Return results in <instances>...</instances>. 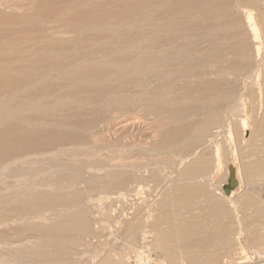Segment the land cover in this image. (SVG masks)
<instances>
[{"label":"bare ground","instance_id":"obj_1","mask_svg":"<svg viewBox=\"0 0 264 264\" xmlns=\"http://www.w3.org/2000/svg\"><path fill=\"white\" fill-rule=\"evenodd\" d=\"M261 1L264 3V0H0V173L10 176L15 175L19 178V182H17L20 183L12 198L4 200L3 204H0V221H6L13 217H17L18 220L23 221L26 217L28 218L29 215L39 210H50L57 205H63L70 209L62 214V219H54L46 224H32L30 220H27L30 224H27L26 221V228L28 230L41 225L40 230H42L44 236L48 237V239L57 240L63 246L58 251V255H62V257L65 256L67 250L70 249L69 251H71L72 248L78 246L81 237L90 230V223L87 220V212L85 213L82 206L83 202H85V192L83 190H74L76 187L73 189V182L80 175L82 176V172L86 166H81L83 162L79 165V163H75L76 161L72 164H70L71 161H67L69 163L67 166L65 165L67 163L64 161L65 168H59L60 170L55 169V172L59 173L56 175L57 177L52 175L53 178L50 179L52 177L50 174L54 172L52 171L51 173V169H49L50 174L47 173L51 176L49 180L45 178L47 180L45 182L33 183L35 181L30 180L31 178L29 177L32 172H29L27 169L29 162L34 161L33 156L40 154V157L43 158L42 156L47 153H57V151L60 152L64 148H69L67 145L70 144L75 146L81 145V148L84 145L86 147L87 145L93 146V139L96 138V136L95 138L92 136L94 129L111 125L115 120L128 119L131 116L133 119V115H137V117L141 116L145 120L156 121L161 129L159 142L157 141L158 145L152 144L150 148L147 145V152L177 151L180 148H187L188 142L193 140L194 137H205V134L208 136L209 130L217 127L215 125L220 123L224 113L228 109L229 112L232 110L231 107L236 97L239 96L240 90L243 88V93L244 89H247L245 80L249 77L252 53L248 47L250 46V41L247 39L246 31L251 29L259 36L261 31L260 25H258L257 17L252 9L254 4L256 5ZM237 8L245 10L246 20L244 21L247 24L240 19L238 14L241 10L237 13ZM245 25L250 26V28L247 26L246 31ZM254 32L252 33L254 34ZM259 49L257 47V51ZM258 55L260 56L261 54ZM242 99L245 100L244 97ZM236 106L237 104L234 105V107ZM240 111L238 110V112ZM247 122L241 121L238 123L241 125L240 127L244 128V135L246 129L248 130L249 127V123L247 124ZM243 128L241 129L243 130ZM258 131L259 135L257 132L256 134L263 139L264 120L258 123ZM119 134V132H114L110 135L114 140L116 139L113 144L118 148L123 147V143H126L128 140L135 139L133 137L134 134L130 139L119 138L117 137L120 136ZM202 139L204 138L202 137ZM95 144L98 143L95 142ZM125 145L124 149L115 147L116 150L120 151L119 154H127L130 150L129 154L136 155L146 148L144 145V149L142 146V149H140L141 147L139 149H134L137 147L130 148L132 147L131 145H129L130 147L126 145V148ZM70 147L72 149L74 146ZM100 147L98 148L99 150L101 149ZM81 148L75 149L76 153ZM92 148L94 147H91L88 152L89 154L93 153L91 152ZM109 148L105 152L111 149L112 151L110 152L116 151L113 149L114 147ZM65 149L64 151H66V155L69 157L67 160H71L73 156V154L71 155V151L74 149H70V156ZM94 149L97 150V148ZM103 149L105 150V147ZM100 151L97 154L93 153L91 155H98ZM76 153L74 155H77ZM86 153L82 152L83 158ZM116 153L118 152L116 151ZM214 153V159L210 158V156L208 157L206 154L207 156L197 162L195 161L193 164L192 161L189 169L186 168L188 178L191 180L201 178L200 176H203L209 170L211 159L214 160V162L212 161L214 166L211 169L212 171H208L209 176L215 173L217 164L220 161V148L217 147ZM58 155L61 154L59 153ZM62 155L64 156V154ZM62 155L59 157H62ZM102 155L97 157L101 158ZM28 157L32 159L29 160L26 168L28 159H26L27 161H24V159ZM56 157L58 156L56 155ZM79 157L75 156L74 158L79 159ZM97 157H91V159L93 158L92 160L95 161ZM103 157L106 159L104 155ZM51 159L55 161L54 158ZM85 159L86 161L90 160L89 157L83 160L85 161ZM96 160L99 159L97 158ZM46 162L49 164V160ZM88 162L91 163V160ZM99 162L96 163L101 165L99 166L101 170L102 167L105 169L107 165L105 166L104 162L99 164ZM59 163L57 162V164ZM46 164L45 168L47 167ZM107 164L109 163L107 162ZM49 165L48 168L50 167ZM54 165L55 163L52 166ZM113 165L115 166V164ZM248 165L246 164L245 167ZM250 165H253V170H257L258 173L259 171L262 172L264 170V158L263 161L258 159V161L250 163ZM29 166L32 168L31 165ZM91 167L93 166L91 165ZM38 168H40V165ZM240 169L236 168L240 186L243 187L241 179L243 175L240 178L243 172H240ZM43 170L42 172H44ZM94 170L96 169L94 168ZM159 172L161 171L159 170ZM226 172L228 174L226 176L231 179V170L228 171L226 169ZM125 173L117 171L113 174L114 177L112 179L109 178L107 180L100 178L101 175L98 180L94 177L93 180H88L86 176L88 180L86 182L90 190H96L102 186L101 184L106 189H117L120 187L122 189L123 185L128 181ZM44 174L47 175L45 172ZM262 174L264 173L262 172ZM33 176L35 175L33 174ZM105 176L103 177L105 178ZM82 180L85 182L84 179ZM194 182L199 183V180ZM198 183L190 182L188 184L187 182L188 185L183 186L182 189L178 186L181 189L178 196L179 201L189 210L192 206L196 205L197 196L204 194L208 198L211 197L208 189L209 186L207 184L204 185L205 182H200L203 184ZM210 186L212 187V185ZM48 187L52 189L47 190ZM223 187L225 188L223 184L217 187L219 193L231 199L235 194V190L232 189L228 195L223 190ZM77 188L79 189V187ZM106 189L105 193H107ZM261 203H259L260 206ZM211 204L212 210H216L215 212L219 210V216H221L222 211L226 208L225 202L222 200H212ZM246 205L248 203H245L243 207H246ZM231 206L235 207L237 204ZM161 215L159 217L160 222L166 219L165 214ZM32 217L29 218L31 219ZM223 218L225 219V217ZM187 222H183L184 229L180 233L185 238V241H197L196 245H198L200 251L208 249L207 247L212 241L211 238L208 237L206 239L201 237V239L199 238L200 240L198 238L195 240L196 236L193 233V225L191 222ZM218 222L217 226L223 227L220 223L222 222L221 217ZM138 223L133 224L134 226L131 231H142L141 225L145 224ZM152 225L156 230L157 222H153ZM206 228L203 227L204 230ZM148 230L150 229L148 228ZM162 233V237L158 239L157 243L161 248L166 250V238H168L166 234L168 233ZM225 234L229 235V233ZM219 239L221 240V238ZM228 239H230V236ZM214 253L210 255L211 257L201 260L199 264H213L216 262L215 260L219 256H216L217 254L214 255ZM44 254L46 258H49L48 260H52L54 257V254L48 251H44ZM174 254L173 251V257ZM166 256L169 258L168 255Z\"/></svg>","mask_w":264,"mask_h":264},{"label":"rangeland","instance_id":"obj_2","mask_svg":"<svg viewBox=\"0 0 264 264\" xmlns=\"http://www.w3.org/2000/svg\"><path fill=\"white\" fill-rule=\"evenodd\" d=\"M242 9L243 8H237V13L241 10L238 15L240 16V19L243 22H245L244 20H246V12H245V10H242ZM252 10L254 11L255 16L257 17L258 25H260L259 27H260L261 31H260L259 36H257L253 30H251V29L247 30V28H248L247 26H249V25H245V31L247 30L246 31L247 36L249 37V38L247 37V39L250 41L249 45L251 47L252 46L254 47V48L253 47L251 48L250 46H248L250 48L251 53H252V59H251L252 63L250 66L251 69H250V73L248 74L249 77L247 78V80H245V82L247 84V89L248 88L249 89H248V91H247V89H244L243 93H242L243 88L240 90L241 92H239V94H238L239 96H237L239 99L236 97V99L234 100L235 102L233 103V106H232L233 108L231 107V109L233 111L230 109L231 111L229 112V109H228L227 112H225L227 115L224 113L220 123L218 124L219 126L217 124L215 125L217 127L213 126L215 128H211L210 129L211 131L209 130V133H207L208 136L205 134V137L207 139L204 136L194 137L193 140H191L192 142L191 141L188 142V146H187L188 149L186 147H184V148H180L177 151L173 150L172 152H171V150H169L170 152L167 150L161 151L162 153L161 152H154L153 153L150 151L147 152L148 151L147 148L148 147L150 148V146H152V144L158 145L159 138L161 136V129L157 124L158 122L152 121V120H147V119L145 120V119H142L141 116L137 117V115H135V116L133 115V119L131 116L128 119L124 118L122 120L121 119L115 120L111 125H108L105 127L101 126V127H98L97 129H94L92 132V136H94L93 138H95V136H96L95 139H98V140L93 139V143H92V145L94 144L93 146L87 145V147H86V145H84V147H82L84 149L82 150L81 145H77L81 149L79 151H77V153H76V150L79 149L77 146L72 145V144L67 145V147H69V148L66 147L67 149H65V148L64 149L68 151L67 154L69 156H70L69 151L74 149L73 151H71V155L73 154L71 160H67L69 157H67L66 151H64V149H62V151L60 150V152L57 151L58 154L59 153L61 155L64 154V156L62 155V157H59L61 155H58L57 153L53 152L58 157H56V155L54 156L53 153H51V154L47 153V154H45L46 156L49 155L47 158L45 155L42 156V154H41V156L43 158H41L40 154H37V155L33 156L34 161H30V162H29V160H31L32 158L31 159H29V157L25 158L24 161L26 159H28V161L26 160L27 161L26 162V168H27V164L29 162V165H31V167L33 169L30 168L29 165H28L27 169L29 170V172H32V173L34 172L33 174L35 176L37 174L36 177L33 176L32 173L29 176L31 178L30 180L35 181L33 183L45 182V181L49 180V178L52 175H55V176L58 175L59 173L57 174V171L55 172V169L58 170L59 168H62V167L65 168V165L68 166V164H69V163H67V161H71L70 164H72L76 161L75 163H77V164L79 163V165H80L82 162L83 163H85V162L89 163L88 161L91 160V163H89V164H91L93 167H91V165H89V164H86V163L83 164L82 163L81 166H86V168L82 172V176L80 175L81 178L79 177L76 181L73 182L74 183L73 189L76 187L74 190H76V189H77L76 191L83 190V192H85L84 193L85 194V200H84L85 202H83L84 204L82 206H83V210H85V213L87 212L86 216L88 215L87 220L90 223L89 224L90 230L81 237V239L78 243V246H75L74 248H72L71 251H69L70 249L67 250L65 253V256L62 257V255H58V251H60L63 248V246L57 240L48 239V237L44 236V234L42 233V230H40L41 225H37L35 228L27 230L26 221L30 220L32 222V224H41V223L46 224V223H49V221L54 220V219L55 220L62 219V214L66 210H69L70 208H67L63 205H57L56 207H54L50 210H39L38 212L32 213L31 215L28 216V218L26 217L25 220H23V221H21L20 219L18 220L17 217H13L12 219H9L6 221H0V264H65V263L66 264H107V263H110V264H199L201 260H204L205 258L211 257L210 255H213L214 252H215L214 255L217 254L216 256H219V257L215 260L216 262H214L213 264H240V263L243 264L244 261L242 259V255H244V254L246 255V254H249L250 252H254V251H256V252H263L264 251V213H262V212H264V190H263L264 189V174H262V172L264 173V170L262 172L259 171V173H258L257 170H253L254 169L253 165H250V163H254V162L258 161V159L260 161H263V158H264V138L262 139V137L258 136L259 135L258 134V132H259L258 131V123L260 121L264 120V107H263L264 106V47H263L264 46V28H263V26H264V3L261 1V2H258L256 5L254 4ZM245 24H247V22H245ZM249 28H250V26H249ZM252 32H254L255 35ZM254 36H255V38H254ZM257 47H258V49L261 48V49H259L261 52L259 50L257 51ZM258 52H260V53H258ZM258 54H261V55L259 56ZM256 58H257V60H256ZM258 59H260V60H258ZM251 72L253 73L252 75H251ZM255 84H257V85H255ZM258 87H259V89H258ZM245 92H246V94H245ZM257 92H258V94H257ZM241 96H242V98L244 97L245 100H243L241 98ZM251 101L254 103H252ZM236 104H237V106H236L237 108L234 107V105H236ZM238 106H239V108H238ZM254 106H256V107H254ZM244 107H246V108H244ZM254 108H255V110H254ZM259 108H261V109H259ZM238 110L239 111L241 110V111L238 112ZM224 118L226 121L224 120ZM136 120L137 121L139 120V121L137 122ZM222 120H223V123H222ZM241 121L242 122L248 121L247 124L249 123L248 124L249 127H248V130L246 129L245 135H244V128L240 127L241 125L238 124ZM243 126H244V124H243ZM241 128H243V130ZM139 130H141L142 132ZM238 130H240V131H238ZM127 131H129V132H127ZM114 132H119L120 136H117V137L124 138V139H130V138H132L131 136H133V134H134L133 137L135 139L132 138L131 139L132 141L128 140L131 143L128 141L126 143H123V145H122L123 147H121L122 149H124L125 144L127 146L131 145L132 147L129 146L130 148L137 147L134 149H139L141 146L143 147V145L145 147L147 145H149V146L146 148L143 147V149L144 148L145 149L143 151L141 150L142 152H140L139 154H136V155L129 154L130 150L128 151V153L126 152L127 154H129L128 156H127V154H123L124 155L123 156L121 153H120L121 154L120 155L119 154L120 151H118V149H121V148L120 147L118 148L117 146H115V144H113V143H115L114 141L116 139L114 140L110 136ZM256 132L258 135L256 134ZM154 133H155V136H154ZM213 134L215 135L214 137H213ZM202 137L204 139H202ZM99 138H100V141H99ZM103 139H105V140H103ZM204 140H205V142L206 141L207 142L205 143ZM95 142L100 144V145L98 146V144H95ZM140 142H142V143H140ZM146 142H148V143H146ZM108 144L111 146H109ZM105 145L108 148L114 147L113 149H115V147H117L118 149L117 150L115 149V150L118 153H116L115 150H113L115 152H110V151H112V149L110 151L107 150V152H105L106 149H108ZM126 145H125V147H126ZM133 145H135V146H133ZM70 146H72V147L74 146L76 148L73 147L71 149ZM89 146L97 148V150L92 148V151H91V152L96 153V154L100 150L103 151L104 147H105V150L103 152L100 151L99 152L100 154H98V155L94 154V156H92L93 153L90 152L92 155L88 153L89 150L91 149V147H89ZM100 146H102L103 148ZM85 147H86V149H85ZM99 147L101 148L100 150L98 149ZM142 147L140 149H142ZM217 147L220 148V155H219L220 161H219V164H217L216 172L212 173V175L209 176V172L212 171L211 169H213V166H214V163H212V161L214 162V160H213L215 157L214 152L216 151ZM87 148H89V149H87ZM196 148H198V149H196ZM199 148H201V149H199ZM93 150H96V151H93ZM200 150H201V153H200ZM86 151L89 155L86 153ZM79 152L81 153V155H82V152L86 153L85 155H87V157H85V155H84V158L88 159V157H89L90 160L86 161V159H85V161H84L83 155L81 157ZM165 152H167V153H165ZM75 153L77 155H74ZM78 153H79V155H78ZM155 153H157V154H155ZM102 154L105 156L106 159H104ZM206 154L208 155V157L210 156V158H213V159H211V165L209 166V170H208L209 172L207 171V173H204L203 176L201 175L200 176L201 178L193 179V180L189 179L188 178L189 176L186 174L187 169H189V167L193 163H195V161L197 162L201 158L207 156ZM99 155H102V157L101 158L97 157ZM188 155L190 156V158ZM195 155L197 156V158ZM75 156H77V158H78V156H80V157H79V159H77V158H74ZM95 156L101 161L99 162V160H96L97 158L95 159V161H93L92 160L93 158L91 159V157H95ZM63 157H64V159H63ZM192 157H195V158H192ZM51 158H54L55 161ZM81 158H83V159H81ZM47 159L49 160L50 165L48 164V162H46V161H48ZM73 159H74V161H73ZM107 159H109L107 162L110 165L107 164V162H104ZM38 160H40L41 162ZM77 160H78V162H77ZM43 161H45V162H43ZM64 161L67 164H65ZM31 162H33V163H31ZM42 162H43V164H42ZM57 162L58 163L60 162L61 164L60 163L57 164ZM96 162H99V164L101 162H104V165L105 166L107 165L106 166L107 169L106 168L104 169L102 167V170H101V167H99L101 165H98V163H96ZM121 162H123V163L121 164ZM165 162L168 164H166ZM191 162H192V164H191ZM54 163H55V165L52 166ZM128 163L130 164V166H132L131 167L132 169L130 168ZM188 163H189V166H188ZM45 164L47 166L46 168H45ZM95 164H97V165H95ZM113 164H115V166ZM143 164H144V166H143ZM153 164H154V166H153ZM246 164H249V165L247 167H245ZM39 165H40V168L42 167L41 168L42 170H43V168H45V170H43V171L46 174L47 173L50 174V172L52 173V171L55 174L52 173V174H50L51 176L48 174L45 175L44 172H42V170L40 168H38ZM48 165L50 166L49 168H48ZM34 166H37V167H34ZM97 166H98V169H97ZM125 166H126V168H125ZM236 166H238V167H236ZM110 167H111V169H110ZM94 168L96 170H94ZM128 168H130V169L128 170ZM136 168H137V170H135ZM236 168H241L240 172H243L240 175V178L243 175L241 178L242 182H243L242 183L243 187L240 186V181H239V178L237 175L238 169L236 170ZM35 169H37L39 171H37ZM49 169H51L50 172H49ZM124 169H126V170H124ZM183 169H184V171H183ZM226 169L228 171L231 170V172L233 173L232 179H229V177L226 176V175H228V174H226L227 173ZM244 169H245V171H244ZM31 170H33V171H31ZM90 170H91V172H89ZM114 170H116V171H114ZM121 170L124 173L126 172L125 173L126 179L128 180V181H126V184L123 185L124 187H122V189H121V187L117 188V189H109V188L106 189V187H104L106 189V192H107V193H105V189L103 188V186H104L103 184H101L102 185V186H100L101 188L100 187L97 188L98 190L97 189L96 190H92V189L90 190V188L87 185L86 181H88L89 179L93 180V177L97 180L100 178H103V180H107L109 178L112 179L114 177L113 174H115L117 171L122 172ZM154 170H155V172H154ZM159 170L161 172H159ZM46 171H48V172H46ZM127 171H129L130 173ZM165 171H167V172L165 173ZM38 172H40V173H38ZM86 172L88 175L86 174ZM107 172H109V173H107ZM94 173H95V175H94ZM129 174H131V175H129ZM251 174L252 175L255 174V175L252 176ZM41 175H43L45 177H43ZM100 175H101V177H100ZM105 175H107V176H105ZM153 175H154V177H153ZM204 175H206V176H204ZM248 175H251V176H248ZM258 175H259V177H258ZM14 176L15 175L10 176L8 174L6 175V174L0 173V204H3L4 200H10L12 198V195L16 191V189L19 187V184H20V183H18L19 178L17 176H15L17 178L16 179ZM103 176H105V178ZM225 176L227 177V179ZM13 177H14V179H13ZM83 177H85V178H83ZM91 177H92V179H91ZM162 177H164V178H162ZM45 178H47V180ZM52 178H53V176L50 179H52ZM41 179H43V180H41ZM82 179H84L85 182H83ZM146 179H147V181H146ZM159 179H161L162 181ZM210 179L213 181H211ZM196 180L197 181L199 180V183L205 182L204 185L207 184L209 186L208 187L206 185L210 191L211 197L208 198L204 194H203L204 197L202 194L197 196L198 199L195 202L196 205L194 207L192 206V208H190V210H189V209H187V207H185L179 201L180 199L178 198V196H179L180 190L183 188V186L184 187L187 186L188 184H190V182L196 184V183H198V182H194ZM231 180L236 181V184L233 188L235 190V194L233 195V197L231 199H228L224 196V194L219 193V190L217 187H219L221 184H223V186H225V188H226L228 186V183L229 184L231 183ZM77 181H78V183H77ZM100 181H102V180H100ZM187 182H188V184H187ZM17 183H18V185H17ZM203 183H200V184H203ZM210 185H212V187ZM85 186H86V188H85ZM126 186H127V188H126ZM147 186L150 188V191H149V188ZM77 187H79V189ZM80 187H82V188L80 189ZM176 187L179 189H177ZM51 189L52 188L49 189V187H48L47 190H51ZM85 189H87L88 191ZM100 189H102L101 190L102 192L100 191ZM103 190H104V192H103ZM223 190H224V187H223ZM257 193H259V194L257 195ZM251 194H253V195H251ZM246 196H248V197H246ZM241 198H243V199H241ZM251 199H253V200H251ZM212 200H222L225 202V204H226L225 210L226 211L225 210L222 211L221 216H219V214H220L219 210H217V212H215L216 210H212V207H211V205H212L211 201ZM243 200L245 201L246 204L248 203V205H246V207H243L245 204ZM256 200H258V201H256ZM232 201H234V202H232ZM251 201L253 202V204ZM233 203H235V204H233ZM259 203H261V206L259 205ZM236 204H237V206H235L236 208L231 206V205H236ZM227 205H229V206H227ZM253 206H255V207H253ZM228 209H232V210L228 211ZM257 210H260V211H257ZM188 211L190 214L188 213ZM227 211H228V213H226ZM224 212L228 215H226ZM161 214H165L166 219L164 221L160 222L159 217L162 216ZM192 215H193V217H192ZM32 216H34V217H32ZM228 216H229V218H228ZM29 217H32V218L30 219ZM35 217H37V218H35ZM217 217H219V218L221 217L222 222H220V223L223 225V227H221V228H220V226H217V224L219 223L218 222L219 218H217ZM222 217H225V219L224 218L222 219ZM226 217H227V219H226ZM191 218H193V219L191 220ZM215 218L217 219V221ZM238 218L239 219L241 218V219L239 220ZM139 220H140V222H139L140 224H145L143 226L141 225L142 234L140 231H137V232L135 230H133L134 232L131 231L133 229L132 227L134 226L133 224H137ZM28 221H27V224H30V222H28ZM193 221H195V222H193ZM153 222H157L156 230L153 228V225H152ZM183 222L184 223H186V222L190 223L191 222V224L193 225L192 226L193 233L196 236V238H194L195 240H197V238H198V240H200L201 237L206 238V239H208V237L211 238L212 241L209 243L210 245H208V247H207L208 249H206L204 251H200L198 249V245H196L197 241L196 242L195 241H192V242L191 241H187V242L185 241V238H183L182 234H180L183 232L182 229H184V227H183L184 223ZM199 223H202V224H199ZM194 225H196V226H194ZM201 226H203L204 228H206V227L207 228L204 230L202 227V230H201ZM212 226H213V228H212ZM215 226L219 227V228H216ZM146 227H147V230H146ZM196 227H197V229H196ZM148 228L151 231L148 230ZM229 229H231V230L229 231ZM195 231L197 233L200 232V233H198L200 235H198ZM162 232L168 233V234H166L168 237V238H166V248H167L166 250L167 251L165 249L161 248L157 243L158 239H160L162 237V234H163ZM149 233H151V234H149ZM171 233H173L172 235H174V236H172ZM203 233H204V235H203ZM225 233H229V235L225 234ZM224 234H225V236H224ZM177 235H179V236H177ZM194 235H193V237H195ZM229 236H230V239H228ZM193 237H191V239H193ZM178 238H180L182 240H180ZM214 238H215V241H214ZM219 238H221V240ZM146 239H147V241H146ZM168 239H170V240H168ZM145 242H147V243H145ZM149 242H151L152 244ZM213 243H214V245H213ZM125 245H127V246H125ZM129 245H131V246H129ZM167 245H169V246H167ZM156 246H158V247H156ZM44 251H48V252H51L54 254L53 255L54 257L52 258V260L51 259L48 260L49 258L45 257ZM173 251L175 253L174 257H173ZM166 252H167V254H166ZM217 252L218 253L220 252L219 255ZM168 253L172 255V256L170 255L171 258L169 257ZM165 254L168 255L169 258H167V256ZM169 259H170V261H169ZM102 261H104V262H102ZM246 264H264V260L258 261L255 263L247 262Z\"/></svg>","mask_w":264,"mask_h":264},{"label":"built area","instance_id":"obj_3","mask_svg":"<svg viewBox=\"0 0 264 264\" xmlns=\"http://www.w3.org/2000/svg\"><path fill=\"white\" fill-rule=\"evenodd\" d=\"M242 259L244 261L243 264H246L247 262L249 263L258 262L262 259L264 260V252H256V251L250 252L249 254L242 255Z\"/></svg>","mask_w":264,"mask_h":264},{"label":"water","instance_id":"obj_4","mask_svg":"<svg viewBox=\"0 0 264 264\" xmlns=\"http://www.w3.org/2000/svg\"><path fill=\"white\" fill-rule=\"evenodd\" d=\"M232 175H233V173H232ZM232 178L233 177H231V179ZM235 184H236V181L235 180H231V183L229 184V186H227L226 188H224V191L226 192V194L229 195L231 193V191L234 188Z\"/></svg>","mask_w":264,"mask_h":264}]
</instances>
